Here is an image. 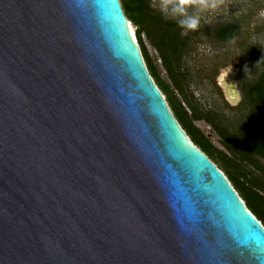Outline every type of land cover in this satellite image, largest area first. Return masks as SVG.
Wrapping results in <instances>:
<instances>
[{
  "label": "water",
  "instance_id": "95a60500",
  "mask_svg": "<svg viewBox=\"0 0 264 264\" xmlns=\"http://www.w3.org/2000/svg\"><path fill=\"white\" fill-rule=\"evenodd\" d=\"M129 25L119 0H0V264H264Z\"/></svg>",
  "mask_w": 264,
  "mask_h": 264
},
{
  "label": "trees",
  "instance_id": "16d2710c",
  "mask_svg": "<svg viewBox=\"0 0 264 264\" xmlns=\"http://www.w3.org/2000/svg\"><path fill=\"white\" fill-rule=\"evenodd\" d=\"M119 3L135 28L134 37L147 73L165 96L174 119L191 143L214 165H219L245 207L264 228V69L255 80L240 85L241 106L246 112L237 120L238 124L236 120L231 125L225 123L224 116L202 109L188 92L187 72L181 64L190 41L188 34L182 35L186 29L177 20L165 18L153 9L150 0H119ZM237 31L238 24L234 22L211 29L213 37L221 43L229 42ZM143 38L156 51L167 81L160 77L149 58ZM246 57L250 68L255 70L259 50L247 49ZM196 121H204L211 127L222 149L215 147L194 125Z\"/></svg>",
  "mask_w": 264,
  "mask_h": 264
},
{
  "label": "rangeland",
  "instance_id": "374dc122",
  "mask_svg": "<svg viewBox=\"0 0 264 264\" xmlns=\"http://www.w3.org/2000/svg\"><path fill=\"white\" fill-rule=\"evenodd\" d=\"M176 2L177 0H170L168 9H165L164 0H150L153 9L161 12L165 18L178 21L181 17L170 13L171 5ZM186 11L189 15L200 17L196 32L182 31L183 36L186 34L190 36L188 48L181 62L183 69L187 72L188 92L202 109L224 116L225 123L234 124L235 120L237 122L246 112V108L241 106L240 85L255 80L258 73L264 69V15H261L264 12V0H225L216 9H201L199 4L189 3ZM231 22L238 24L235 36L227 43L217 41L211 29ZM129 24L134 32L135 28L130 22ZM143 42L160 77L167 81L156 51L145 38ZM252 47L258 49L260 55L255 70L250 68L246 57L247 49ZM229 65H231V72L225 75L222 70ZM228 77L233 80L239 95L235 102L228 100L225 95L224 81ZM162 97L165 101V96L162 95ZM194 125L215 147L222 149L219 137L206 122L196 121ZM262 163L264 165V161ZM215 166L220 170L218 164ZM222 174L224 175L223 172ZM225 178L227 179L226 176ZM229 184L231 185L230 182Z\"/></svg>",
  "mask_w": 264,
  "mask_h": 264
},
{
  "label": "clouds",
  "instance_id": "9594fccd",
  "mask_svg": "<svg viewBox=\"0 0 264 264\" xmlns=\"http://www.w3.org/2000/svg\"><path fill=\"white\" fill-rule=\"evenodd\" d=\"M169 2L170 0H164L163 7L165 9H168ZM224 2L225 0H177L176 3L171 5L170 13L173 16L181 17V19L178 20L180 27L186 30L195 31L199 27L200 17L199 15H189L187 13L186 8L188 4H199L201 9H216ZM261 15H264V12H262ZM222 71H224L225 75L229 74L231 72V65L227 66L226 69Z\"/></svg>",
  "mask_w": 264,
  "mask_h": 264
},
{
  "label": "bare ground",
  "instance_id": "6f19581e",
  "mask_svg": "<svg viewBox=\"0 0 264 264\" xmlns=\"http://www.w3.org/2000/svg\"><path fill=\"white\" fill-rule=\"evenodd\" d=\"M129 29H130V32H131V35H132L133 39H135L134 34H133V30H132L130 25H129Z\"/></svg>",
  "mask_w": 264,
  "mask_h": 264
}]
</instances>
